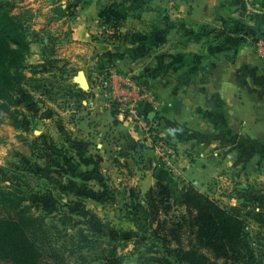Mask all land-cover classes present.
<instances>
[{"label": "crops", "instance_id": "0c3cea01", "mask_svg": "<svg viewBox=\"0 0 264 264\" xmlns=\"http://www.w3.org/2000/svg\"><path fill=\"white\" fill-rule=\"evenodd\" d=\"M146 1L155 2L159 18L153 25L133 15L141 6L133 0H75L72 16L62 12L72 20L62 75L30 74L21 84L31 87L33 111H52L62 100V177L75 181L68 189L92 192L94 177H102L94 169L97 161L80 162L75 155L82 146L109 160V184L121 195L120 205L133 212L142 209L144 193L157 179L175 192L186 183L206 192L228 169L241 170L249 161L251 177L259 180L264 176V48L257 51L255 42L264 39V0ZM255 12L261 14L253 18ZM115 14L120 41L92 40ZM102 64L111 66L109 90L96 84ZM79 71L86 87L76 80ZM129 72L146 90L139 109L173 147L170 160L177 175L118 110L129 94L118 77ZM97 186L104 191V185ZM256 190L252 206L259 214L264 185Z\"/></svg>", "mask_w": 264, "mask_h": 264}, {"label": "rangeland", "instance_id": "374dc122", "mask_svg": "<svg viewBox=\"0 0 264 264\" xmlns=\"http://www.w3.org/2000/svg\"><path fill=\"white\" fill-rule=\"evenodd\" d=\"M133 2L141 4L133 15L142 17L147 25L155 24L159 18L154 13L155 2ZM0 3L17 16L29 42L20 52L23 74L62 75V52L72 21L62 12L72 16L78 5L75 0ZM82 3L84 0H79ZM112 16L120 19L117 14ZM166 22L169 24L170 18ZM113 40L109 38L108 42ZM54 82L62 88V80ZM44 85L52 89V85ZM30 88L19 84L0 107V216L13 217L22 224L38 252L35 264H177L175 255L166 252L149 234L142 209L133 212L120 205L122 197L115 195L106 174L109 160L103 161L101 155L82 146L75 155L80 162L97 161L94 169L102 177H94L92 187L96 188L92 192L68 189L75 181L70 175L62 177V100L58 109L33 111L30 105L35 104V98ZM246 165L241 170L228 169L221 180L210 183L205 193L244 219L246 260L239 264H264V222L260 220H264V211L257 214L252 206L256 188L264 185V176L257 181L251 177L249 161ZM97 184L104 185V191ZM106 257L115 260L108 263ZM0 264L15 263L0 255Z\"/></svg>", "mask_w": 264, "mask_h": 264}, {"label": "trees", "instance_id": "16d2710c", "mask_svg": "<svg viewBox=\"0 0 264 264\" xmlns=\"http://www.w3.org/2000/svg\"><path fill=\"white\" fill-rule=\"evenodd\" d=\"M261 4L264 11V2ZM260 14L253 13V18ZM111 23L113 39L119 38L118 18H111ZM100 34L92 35V40H109V35ZM28 44L17 16L0 3L1 108L26 79L21 71L24 58L20 52ZM110 67L102 64L96 73H107ZM141 208L149 234L166 252L175 255L177 264H239L246 260L244 219L191 183L184 184L176 194L167 183L157 179L144 193ZM0 255L15 264H35L37 260L32 241L13 217L0 216ZM106 258L108 263L115 260Z\"/></svg>", "mask_w": 264, "mask_h": 264}, {"label": "built area", "instance_id": "2783aa9c", "mask_svg": "<svg viewBox=\"0 0 264 264\" xmlns=\"http://www.w3.org/2000/svg\"><path fill=\"white\" fill-rule=\"evenodd\" d=\"M104 33L109 35L113 40L115 31L111 25L104 30ZM255 47L257 51H261V49L264 48V39L260 38L256 40ZM111 74L112 71L110 68L107 73L96 74V84L103 89L109 90L112 87ZM118 79L120 83L127 85L129 91V94L121 98L124 104L118 106L119 112H121L124 117L133 121L135 126L142 130L146 140L152 144L153 148L157 152L159 160L163 162L165 166L170 169V171L177 175L178 173L170 160L171 153L173 151L171 143L166 137L157 132L155 125L145 118L144 114L138 107V102L141 99L140 97H146V90L143 88V86H141L134 73L129 72L120 74ZM114 100L115 98L110 96L109 107H112Z\"/></svg>", "mask_w": 264, "mask_h": 264}, {"label": "water", "instance_id": "95a60500", "mask_svg": "<svg viewBox=\"0 0 264 264\" xmlns=\"http://www.w3.org/2000/svg\"><path fill=\"white\" fill-rule=\"evenodd\" d=\"M76 80L79 82V84L82 86V87H86L87 86V81H86V78H85V74L83 71H79L77 76H76ZM151 116V115H150Z\"/></svg>", "mask_w": 264, "mask_h": 264}]
</instances>
